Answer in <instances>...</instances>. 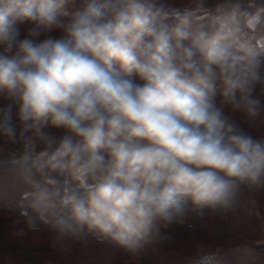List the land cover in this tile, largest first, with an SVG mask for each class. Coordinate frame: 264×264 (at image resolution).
Segmentation results:
<instances>
[{"label":"clouds","instance_id":"clouds-1","mask_svg":"<svg viewBox=\"0 0 264 264\" xmlns=\"http://www.w3.org/2000/svg\"><path fill=\"white\" fill-rule=\"evenodd\" d=\"M243 4L0 0V143L29 185L16 236L136 254L264 186V5Z\"/></svg>","mask_w":264,"mask_h":264},{"label":"trees","instance_id":"trees-1","mask_svg":"<svg viewBox=\"0 0 264 264\" xmlns=\"http://www.w3.org/2000/svg\"><path fill=\"white\" fill-rule=\"evenodd\" d=\"M171 2L181 7L186 0ZM248 3L249 0H244L243 6L248 7ZM256 3L264 5V0H256ZM202 20L207 24V18ZM236 118L242 119V116L236 114ZM19 151L20 147L14 145L13 150L0 155V231L8 243L15 244L17 251L53 253L59 257L60 264H79L86 255L92 258L94 264H120L119 260L137 264H163L164 257L171 255L185 257L190 264H200L201 255L210 245L209 230L213 223L211 209H205L202 215L195 213L188 219L190 221L194 215L197 216V225L188 220L183 225H176L167 230L166 239L158 240L136 254L125 251L111 240L97 237L92 241L67 239L62 246L54 247L47 232L48 226L43 224L38 233L27 232L22 237L16 236L15 228L25 223V218L19 214L21 193L29 188L19 167L11 163ZM35 178L39 179L38 176Z\"/></svg>","mask_w":264,"mask_h":264},{"label":"rangeland","instance_id":"rangeland-1","mask_svg":"<svg viewBox=\"0 0 264 264\" xmlns=\"http://www.w3.org/2000/svg\"><path fill=\"white\" fill-rule=\"evenodd\" d=\"M257 136H264V127L252 129ZM14 145L0 143V155L13 150ZM213 211V223L209 230L210 245L204 252L216 254L215 264H222V258H231L228 264H257L258 247L264 248V186L243 188L235 206L230 210ZM197 216L188 220L198 224ZM49 233V229H47ZM96 236L84 234L81 239L92 241ZM203 252V253H204ZM238 258V259H237ZM220 260V261H219ZM219 261V263L217 262ZM120 264H137L133 261L119 260ZM0 264H60L53 253H27L17 251L15 244L8 243L0 231ZM79 264H94L89 255ZM163 264H190L189 259L171 255L164 257Z\"/></svg>","mask_w":264,"mask_h":264},{"label":"crops","instance_id":"crops-1","mask_svg":"<svg viewBox=\"0 0 264 264\" xmlns=\"http://www.w3.org/2000/svg\"><path fill=\"white\" fill-rule=\"evenodd\" d=\"M257 249H258V252H257V253H258V257L255 258L256 261L258 262L257 264H264V248H260V247H258ZM227 259H228V263H229L231 258L227 257ZM237 259H238V258H237ZM219 261H220V260H219ZM219 261H217V262L219 263ZM220 263H222V264H226V262H225V257L222 258V262H220ZM228 263H227V264H228Z\"/></svg>","mask_w":264,"mask_h":264}]
</instances>
